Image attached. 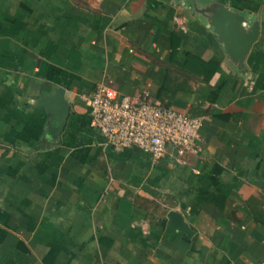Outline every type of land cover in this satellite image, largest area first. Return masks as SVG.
I'll return each instance as SVG.
<instances>
[{
	"label": "crops",
	"instance_id": "obj_1",
	"mask_svg": "<svg viewBox=\"0 0 264 264\" xmlns=\"http://www.w3.org/2000/svg\"><path fill=\"white\" fill-rule=\"evenodd\" d=\"M218 1L259 20L246 74L182 0H0V264H264V0ZM98 84L201 116L197 148L104 145Z\"/></svg>",
	"mask_w": 264,
	"mask_h": 264
},
{
	"label": "built area",
	"instance_id": "obj_2",
	"mask_svg": "<svg viewBox=\"0 0 264 264\" xmlns=\"http://www.w3.org/2000/svg\"><path fill=\"white\" fill-rule=\"evenodd\" d=\"M86 104L106 146L136 148L157 160L169 146L179 153L193 151L201 139V116L162 106L146 89L115 98L104 84H98Z\"/></svg>",
	"mask_w": 264,
	"mask_h": 264
},
{
	"label": "water",
	"instance_id": "obj_3",
	"mask_svg": "<svg viewBox=\"0 0 264 264\" xmlns=\"http://www.w3.org/2000/svg\"><path fill=\"white\" fill-rule=\"evenodd\" d=\"M181 4L211 31L230 66L238 73L246 74L245 59L259 36V20L218 0H182ZM34 105L47 113L44 133L60 139L69 114L65 89L56 86L51 93L38 96ZM173 228L187 235L192 233L181 213L171 210L167 214V230Z\"/></svg>",
	"mask_w": 264,
	"mask_h": 264
}]
</instances>
